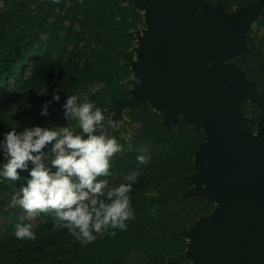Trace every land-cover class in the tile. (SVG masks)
I'll return each mask as SVG.
<instances>
[{
	"label": "trees",
	"instance_id": "trees-1",
	"mask_svg": "<svg viewBox=\"0 0 264 264\" xmlns=\"http://www.w3.org/2000/svg\"><path fill=\"white\" fill-rule=\"evenodd\" d=\"M204 1L235 13L258 0ZM257 24L262 34L253 29L246 33L251 52L234 55L230 63L256 83L264 102V10ZM146 27L143 13L122 0H0V128L22 130L27 118L40 124L65 118L62 106L70 95H77L102 110L105 120L97 134L110 131L123 149L111 158L109 175L97 180L117 187L127 183L130 172L140 170L129 193L134 219L125 222L127 229L93 232L96 238L88 244L67 228H54L52 213L37 214L39 223L31 228L35 240L17 239V225H26L21 218L25 211L12 200L26 186L32 165L20 171L19 181L0 176V219L5 220L0 227V264L191 263L189 241L182 233L217 209L203 196L188 195L196 173L195 153L206 141L205 132L185 122L169 130L150 105L126 109L114 121L111 113L114 103L131 98L134 46ZM10 93L20 101L12 100ZM49 102L48 115H41ZM252 111L256 122L264 115V107L253 105ZM68 120L69 128L81 134L78 122ZM51 147L43 151L50 154ZM137 156L147 157V163L138 165Z\"/></svg>",
	"mask_w": 264,
	"mask_h": 264
},
{
	"label": "water",
	"instance_id": "water-1",
	"mask_svg": "<svg viewBox=\"0 0 264 264\" xmlns=\"http://www.w3.org/2000/svg\"><path fill=\"white\" fill-rule=\"evenodd\" d=\"M131 3L147 12L145 22L153 40L148 56L144 55L146 75L141 82L145 89L130 90L131 98L114 103V108L119 105L124 110L112 116L113 121L126 109L150 105L162 114L166 127V116L171 121L182 116V122L203 130L206 141L195 153L196 173L190 180L194 188L193 178L204 177L205 190L224 205L200 219L215 216L207 230L193 236L200 241L196 255L203 263L264 264V123L254 134L249 125L253 121L243 110L247 101L260 108L264 102L256 83L230 63L234 55L251 52L247 45L249 51L241 47L249 30L244 35V24L263 13L264 0L235 13L204 0ZM252 5L247 14L241 13ZM197 6H204L206 19L197 16ZM238 48L242 50L233 53ZM152 102H157L158 109ZM193 188L189 196H203L191 195ZM189 230L182 233L188 241ZM187 256L190 259L189 249Z\"/></svg>",
	"mask_w": 264,
	"mask_h": 264
},
{
	"label": "clouds",
	"instance_id": "clouds-1",
	"mask_svg": "<svg viewBox=\"0 0 264 264\" xmlns=\"http://www.w3.org/2000/svg\"><path fill=\"white\" fill-rule=\"evenodd\" d=\"M54 2L59 3V0ZM59 99V95L53 96L54 101ZM50 106L51 102L45 104L41 115H48ZM62 107L67 120L78 122L81 134L69 127L39 126L25 128L19 133L16 129L6 132L0 141V151L6 160L0 176L19 181L20 171H29L31 162L30 179L12 204L19 205L29 218L39 213H52L54 228H67L71 235L88 244L96 238L93 232L99 233L109 227L127 229L125 222L134 219L129 193L140 170L138 167L130 172L126 176L127 183L117 187L109 188L107 180L98 181V177L109 175L111 158L123 150L122 146L114 137L97 134L103 128L105 117L93 103L86 99L81 102L79 96L70 95ZM110 123L113 128L117 126ZM50 144L49 162V154L43 150ZM147 159L137 156L138 165L147 163ZM15 235L20 240L36 239L31 225L18 224Z\"/></svg>",
	"mask_w": 264,
	"mask_h": 264
},
{
	"label": "rangeland",
	"instance_id": "rangeland-1",
	"mask_svg": "<svg viewBox=\"0 0 264 264\" xmlns=\"http://www.w3.org/2000/svg\"><path fill=\"white\" fill-rule=\"evenodd\" d=\"M123 3L127 4V3H131L134 2L135 0H122ZM254 6L252 5L250 7L249 10L247 11H243L241 13H245L247 14L248 11L251 10V8H253ZM141 11L142 9L139 8ZM144 17H145V21L147 20V12H142ZM196 14L199 18L202 19H206V13L204 12V6H197L196 7ZM262 14H259L256 17H251V19L249 20V22H246L244 24L245 29L243 31L244 35H245V31L248 29H253L255 30V32L262 34L263 32L259 30L258 24H257V19L261 18ZM147 27L144 28L141 33L137 36V42L135 43L134 46V51L136 53V60L135 63L133 64V69H134V77L132 79V81L130 82V89L135 93L140 89H145L142 85V80L144 79V76L146 75L145 73H143L144 68L146 67V61L144 59V55L148 56V53L151 50V41L153 40V36L151 35V28L150 25L147 24ZM243 47V50L245 51H249L246 47L245 41H243V45L241 46ZM242 50V48H238V49H234L233 53H236L237 51ZM37 62L34 60L32 61L31 65L29 67H27V69L25 70L26 75H29L32 70H33V65H35ZM10 97L12 100L15 101H20L19 98L17 96H15L13 93H10ZM25 104V103H23ZM153 106H155L157 109V102H152L151 103ZM254 105V102L252 101H247L244 103L243 108L247 111V117L252 120L253 122H250V127L251 130L254 134L258 133L259 130V126L264 123V116L263 119L261 120L260 118L257 119V122L255 121V114L252 111V106ZM124 110V108H122L119 105H116L114 110L111 112L112 116L116 117L119 116L120 113ZM182 122V116L178 117V120H174L171 121L167 116H166V125L169 129H172L176 126H180ZM24 124H25V128H32V127H36L39 126L41 128H59V127H70L69 124V120H67L66 118H56V119H49L47 120L45 123H38L37 121L31 120L30 118L25 119L24 120ZM122 126V124H121ZM135 127L139 128L140 125H134ZM255 127V129L253 128ZM25 128H23L22 130H19L18 126L16 128L17 132H22ZM10 130L8 129H4V128H0V141H2L4 139V134L6 132H9ZM101 134L105 135L106 137H110L112 138V133L110 131L104 130L103 132H101ZM51 159V154H49V162ZM4 163H6V160L4 159L3 153L2 151H0V166L3 165ZM201 161L198 160L197 164L198 166L201 165ZM29 164H31V162H29ZM193 183H194V188L191 191V195H203L215 202H217V208L219 209V207H223L224 202L222 199H220L219 197H216L215 195H211L210 193H208L204 186V182H205V178L204 177H198L195 176L193 178ZM215 216H213L212 218H205L203 220H200L198 222L197 225H195L193 228H191L187 234L189 235V256H190V260L191 263L190 264H211V263H203L202 260L199 258V256L196 255V253L200 250V241L198 240V238H193L194 234H198L201 231H205L207 230L208 225L211 223L212 219ZM21 218L26 222V225H31V228L36 227L39 223V218L36 215L35 217L29 218L28 214L26 212H22L21 213ZM5 223L4 219H0V227H3ZM168 264H178V263H168Z\"/></svg>",
	"mask_w": 264,
	"mask_h": 264
},
{
	"label": "bare ground",
	"instance_id": "bare-ground-1",
	"mask_svg": "<svg viewBox=\"0 0 264 264\" xmlns=\"http://www.w3.org/2000/svg\"><path fill=\"white\" fill-rule=\"evenodd\" d=\"M145 87V85H143Z\"/></svg>",
	"mask_w": 264,
	"mask_h": 264
}]
</instances>
